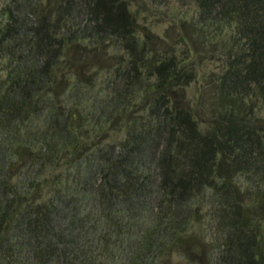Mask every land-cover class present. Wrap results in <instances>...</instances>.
<instances>
[{
    "label": "trees",
    "instance_id": "1",
    "mask_svg": "<svg viewBox=\"0 0 264 264\" xmlns=\"http://www.w3.org/2000/svg\"><path fill=\"white\" fill-rule=\"evenodd\" d=\"M193 1L196 37L216 40L232 26L235 43L205 118L186 98L195 70L173 50L159 52L137 35L129 0L33 2L39 10L33 12L30 44L40 64L10 70L0 92V124L16 133L7 147L0 142V264H102L120 238L117 216L154 201L165 211L138 246H125L132 263L155 264L147 257L159 250L188 256L183 235L193 203L207 193L225 233L218 264H264V124L256 113L264 107L258 104L264 102V0ZM82 13L84 24L74 19ZM13 27L7 22L4 33ZM105 39H114L127 55L107 64L116 74L113 98L123 101L113 111L123 115L142 103L147 116L125 115L119 142L93 147L80 132L83 121L51 102L48 126L31 144V131L22 137L17 124L54 93L68 50L90 52ZM127 89L134 97L125 95ZM32 158L48 173L32 175L25 190H17L7 170ZM93 214L101 221L91 222Z\"/></svg>",
    "mask_w": 264,
    "mask_h": 264
},
{
    "label": "rangeland",
    "instance_id": "2",
    "mask_svg": "<svg viewBox=\"0 0 264 264\" xmlns=\"http://www.w3.org/2000/svg\"><path fill=\"white\" fill-rule=\"evenodd\" d=\"M34 1L37 0H0V92L4 88L3 81L7 80L10 70L40 62L41 55L30 44L31 26L37 20L34 13H38L39 10L38 7H32ZM44 2L45 0H42V6L45 5ZM129 8L136 18L137 35L146 38L149 47L159 52L166 51L164 53L173 50L180 60L195 70L194 80L185 87L186 98L188 105L195 106L200 117L205 118L209 96L217 92L219 75L229 58L233 56L235 43L231 42L230 37L232 26L225 29L222 37L216 40L211 39V41L206 39L202 42L196 37L199 34L191 26L197 15V7L193 0H129ZM74 19L80 24L86 22L84 13L78 14ZM9 21L14 27L8 33H4L5 25ZM191 39L193 42L196 41L195 44L191 43ZM84 44H87L86 41ZM94 47L95 49L90 52L89 47L84 49L81 46L76 50H68L63 59L64 65L59 68L52 85L54 93L45 94L44 97L48 98L47 102L41 101L37 110L32 111L17 124V132L22 137L24 133L31 131L33 134L31 144L37 142L38 136L48 126L49 116L53 111L51 102L60 111L71 110L75 113L76 121H83L84 129H80V132L86 136L83 137L88 145L93 147H105L110 143L119 142L123 136L125 115L136 120L147 116L146 110L141 109L142 103L129 105L123 115L113 111L114 107L121 105L123 101L119 97L113 98V78L116 74L114 68H109L107 64L125 61L127 55L114 39H105L102 44ZM95 60L103 66L91 67V63ZM121 87L123 88L122 84L118 86V88ZM129 91L128 89L125 91L126 96ZM130 96L134 97L129 94ZM138 100L140 95H137L135 99V101ZM258 104L264 106L263 101H259ZM256 113L261 117L260 123L264 124V107L257 109ZM13 131L14 127H4L0 124L1 144H5L6 147L10 144L16 135ZM59 168L55 169L52 177L59 174ZM45 169L46 167H38L32 158L29 161H22L21 166L14 163L7 171L16 189L25 190L28 179L40 171L48 173ZM238 180L245 179L238 177ZM50 186H54L53 183H49L48 187ZM48 187L44 190L47 191ZM211 203L212 197L209 193L203 197L200 196L193 203L190 226L183 235L189 245L188 256L181 250L172 252L159 250L149 254L147 258L155 264H162V262L165 264H218L224 248L225 233L218 221V216L213 213ZM86 209L87 205L81 208L83 212ZM125 209L120 217L117 216L115 219L120 238L117 243L115 242L114 252L103 257L105 262L102 264H133L131 252L125 246L129 243L132 247L138 246L148 228L154 225L157 218L165 211L157 201L139 204L135 210ZM98 221L101 219H97L95 214L91 215V222ZM158 233L161 237L165 236L164 231ZM121 238H123L122 242ZM100 254L96 251L95 255L98 259H102Z\"/></svg>",
    "mask_w": 264,
    "mask_h": 264
}]
</instances>
